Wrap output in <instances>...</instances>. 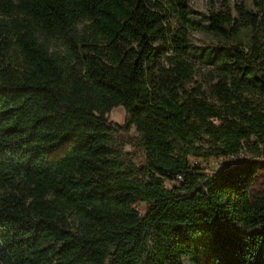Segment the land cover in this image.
<instances>
[{
  "label": "trees",
  "instance_id": "1",
  "mask_svg": "<svg viewBox=\"0 0 264 264\" xmlns=\"http://www.w3.org/2000/svg\"><path fill=\"white\" fill-rule=\"evenodd\" d=\"M204 16L0 0V264H264V0Z\"/></svg>",
  "mask_w": 264,
  "mask_h": 264
},
{
  "label": "rangeland",
  "instance_id": "2",
  "mask_svg": "<svg viewBox=\"0 0 264 264\" xmlns=\"http://www.w3.org/2000/svg\"><path fill=\"white\" fill-rule=\"evenodd\" d=\"M256 0H191V4L194 9V16L199 19L201 22V26L199 25L198 30L193 32V42L196 46H203L208 40L213 38V35L209 33L206 28L205 24H207V19L205 18L204 14H209L212 11H231L234 16L238 17L239 15V8L246 7V8H254V2ZM162 44L158 43L157 47H161ZM50 48L52 51H63L62 45H60L57 41L52 40L50 41ZM199 48H195L193 54H191V60L195 64L197 73L196 78L199 81H204L206 73L210 68V65L207 64L205 59H199L197 57V53ZM108 117L111 121L116 123H123L125 118V111L122 107H115L111 110L108 114ZM135 132L132 130L130 135H134ZM124 150L127 152H132L136 156V160L142 161L143 156L140 154L134 147H131L128 143H125ZM259 169L257 172L256 180L251 188L253 195H258L264 191V161L259 160ZM195 163H203L201 160L195 161ZM205 165L209 166L210 168H216L214 162L210 161L209 163H205ZM173 185V182L167 181L166 187L170 188ZM147 205L139 204L140 209L146 208ZM185 263H188V259L184 258Z\"/></svg>",
  "mask_w": 264,
  "mask_h": 264
},
{
  "label": "built area",
  "instance_id": "3",
  "mask_svg": "<svg viewBox=\"0 0 264 264\" xmlns=\"http://www.w3.org/2000/svg\"><path fill=\"white\" fill-rule=\"evenodd\" d=\"M240 158H244V159H248V156L245 155L243 152H241L239 155H235V154H230L229 156L223 158L222 161H214V163L217 165L218 168H221L223 165L225 164H230L232 162H235L236 160L240 159ZM134 208L139 211L140 213L144 212V209H140L139 205L136 204L134 205Z\"/></svg>",
  "mask_w": 264,
  "mask_h": 264
}]
</instances>
